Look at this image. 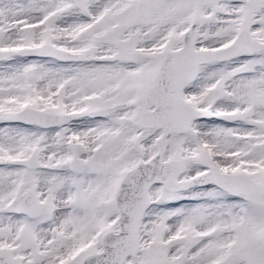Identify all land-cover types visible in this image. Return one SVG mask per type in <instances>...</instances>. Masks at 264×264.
Here are the masks:
<instances>
[{"label":"snow or ice","instance_id":"snow-or-ice-1","mask_svg":"<svg viewBox=\"0 0 264 264\" xmlns=\"http://www.w3.org/2000/svg\"><path fill=\"white\" fill-rule=\"evenodd\" d=\"M0 264H264V0H0Z\"/></svg>","mask_w":264,"mask_h":264}]
</instances>
